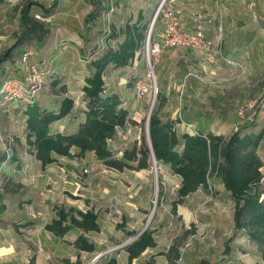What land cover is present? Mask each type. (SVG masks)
<instances>
[{
	"label": "rangeland",
	"instance_id": "1",
	"mask_svg": "<svg viewBox=\"0 0 264 264\" xmlns=\"http://www.w3.org/2000/svg\"><path fill=\"white\" fill-rule=\"evenodd\" d=\"M159 1L161 0H19L13 11L1 10L0 12V57L15 43H18L12 48L7 60L0 63V82L5 78L20 77L21 73L16 60L24 47H30L32 49L30 60L36 67L50 66L45 59L55 57L44 78L43 91L39 93L40 96L44 95L42 101L53 104V100L60 95L61 85L68 86L72 90L71 95L76 98L77 102L85 101L84 94L80 91L85 84V77L91 73L89 61L98 56L106 47L114 46L122 38V35L117 34L118 30L127 19L135 20L139 9L144 10L141 16L143 21L148 22L147 34ZM260 8L259 13H262V7ZM13 19H15L14 22ZM251 19L253 20L252 17ZM161 20L160 14L154 23L153 32L161 31ZM23 21L26 24L29 23L28 21H40L48 29V33L41 40L38 39L36 33V38L27 41L24 39L27 26ZM258 22L261 23L264 31V20H258ZM3 33L6 35L2 36ZM70 37H74V40H70ZM154 37H156L155 34ZM47 40L53 41L57 46L62 40L68 42V49L57 56L51 50L41 51L43 42ZM232 46L234 45L222 44L224 53L227 54ZM258 48L257 53L260 55V60L257 61L262 63V77H256L252 68L246 80L242 79L233 84L231 81H229L230 84L219 82L214 83L217 84L214 86L193 80L194 84L191 86L193 88L189 91L191 98H203L205 103L208 102L203 104L207 107L213 104L214 108L209 110L212 113L219 108L217 106L219 99L216 95L222 91L227 97H223V102L229 105L230 111L234 109L236 115L241 105L261 93L263 95L264 44H260ZM162 54L163 52L157 61L151 57L150 66H147L145 41L134 68L131 65L110 67V72H108V81L121 89L122 93L130 96V103L125 106L130 109V115L133 111L139 113L137 120L133 123L140 127L141 134L147 142V116L151 104L152 110L156 112L164 104L166 98L160 97V86L157 79V66ZM197 57L199 58H196L195 63L203 62L202 57L199 55ZM240 60L246 64L248 62V59ZM223 76L227 77L226 74ZM137 80H142L146 86V92L138 103L135 102L133 95ZM51 81H56V86L51 85ZM255 82L258 86L252 91V83ZM247 83H251L250 87ZM154 84L157 88L156 93L153 88ZM157 93H159L158 99ZM178 95L180 96L178 91L170 94L173 106L178 105ZM181 98L183 99V95ZM14 104L16 103L3 105L0 108V152L9 155L15 148L14 145L17 147L28 145L25 139V121H23L22 113L16 111L13 115L9 112ZM44 104L41 103V105ZM21 105L25 104L22 102ZM132 105L134 109L131 108ZM175 115L176 120L181 122L182 115L179 112ZM236 117L238 118V115ZM75 122L71 120L68 128H72ZM10 137L14 140L9 141ZM126 145L130 148L133 144L128 141ZM24 157L28 159V163L33 162L32 157L27 155ZM55 165L63 167L65 180L59 177L57 187L47 196L48 191L45 192L44 206L48 204V212H53L59 206L76 207L80 203L82 208L88 206L96 211L101 232L103 231V233L87 232L90 238L99 237L102 242L99 245V251L86 254L80 264H101L108 256L115 255L119 259V264H126L125 250L119 246L126 241H131L145 226L152 229L155 246L147 248L133 264H143L152 257L153 264H232L231 256L243 263L251 264L255 259L254 243L247 240L242 231L234 232V203L230 201L231 197L226 195L216 197L218 191L212 178H210V184L213 187L212 201H206L209 190L206 194L204 193L206 190L203 189L198 194L185 197L173 211L172 202L177 199L179 178L166 165L157 164L153 159L150 161L147 176L134 175L128 169L124 170V173L108 170L95 159L92 153H87L83 159L73 153L71 156L61 157L59 163L56 162ZM56 168V173L49 171L44 174V184L40 183L32 194L45 189L48 176H58L59 167ZM84 168L88 169L86 173L82 172ZM214 180L218 182L220 179L214 177ZM37 205L40 206L41 215H37L39 210L37 207L32 206V212H35L36 216H43L42 204L39 202ZM127 230H133L134 233L128 235ZM100 253L102 255L93 261L94 257Z\"/></svg>",
	"mask_w": 264,
	"mask_h": 264
},
{
	"label": "trees",
	"instance_id": "2",
	"mask_svg": "<svg viewBox=\"0 0 264 264\" xmlns=\"http://www.w3.org/2000/svg\"><path fill=\"white\" fill-rule=\"evenodd\" d=\"M28 22L26 24L23 21L27 26V31L24 33L25 40L36 38V33L41 40L48 33V29L40 21ZM147 29L148 22L143 21L139 14L133 21L127 19L117 33L123 36L118 47H106L89 61L91 73L85 78V84L82 86L86 103L84 119L75 131L61 133L50 130L52 122L63 118L72 110L74 100L69 96L60 100L56 110L34 102L36 97L31 103H24L26 141L42 168L56 161L55 154L71 156L73 148L77 149L75 155L78 157H83L86 152H93L104 168L113 171L146 169L149 168L151 159L157 164L166 165L173 174L180 177L176 191L177 199L172 202L173 211L187 195L195 192L199 187L208 190V180L217 177L234 203V232L242 231L256 246L261 262L254 264H264V182L260 171L264 161L257 153L259 141L264 135V127L256 133L243 132V128L240 127L229 136L217 135L210 131L205 134L198 131L193 134L184 132L178 136L175 130L178 121L173 119L163 121L152 110L147 134L150 142H147L141 134L140 145L133 144L132 147L125 148L121 157L113 155L106 143L108 137L114 136L116 126L124 125L126 121L133 123V120L128 110L122 106L119 94L105 92L104 71L110 64L115 67L131 65L135 53L140 52L146 41ZM117 34L113 33V35ZM16 45L18 43L12 48ZM12 48L0 57V63L7 60ZM51 82V85L56 86V81ZM44 85L37 95L43 91ZM66 90L67 87L61 85L59 93H65ZM158 97L159 93L157 99ZM2 107L3 105L0 106ZM253 122H248L251 123L248 126L253 125ZM10 161H12L11 154L0 153V167ZM7 182V176L0 170L2 189L0 215L5 211L3 194ZM55 212L56 217L45 225V229L56 236H63L72 228L82 232L100 230L98 214L93 209L83 211L72 206L68 208L59 206L55 208ZM152 232V229L147 227L122 246L127 252V264H131L132 260L139 257L147 248L155 246ZM133 233V230L126 231L128 235ZM72 244L78 250L87 252L95 250V243L83 233H79ZM230 260L232 264H239L234 261L233 256ZM153 263L152 257L143 264ZM76 264H80V261L77 260ZM102 264H117L116 257L108 256Z\"/></svg>",
	"mask_w": 264,
	"mask_h": 264
},
{
	"label": "crops",
	"instance_id": "3",
	"mask_svg": "<svg viewBox=\"0 0 264 264\" xmlns=\"http://www.w3.org/2000/svg\"><path fill=\"white\" fill-rule=\"evenodd\" d=\"M18 1L19 0H0V12L1 10L13 11L14 8L17 7L15 4ZM175 4L181 9L182 17L188 21L187 28L189 31H195L197 27L201 26L204 28L205 38L215 39L216 37L220 36L222 44L234 45L228 49L229 52H227V54L224 53L222 47V55L233 62H240L244 67V71L242 72V70L238 69L234 63H226L225 60L221 58L215 62H207L203 60V62L199 61L198 63H195L196 58L199 57H197L196 53L187 47L177 46L167 48L163 51L157 66V79L160 86V97L164 96L166 98L164 104H162V106L156 110V115L163 121L172 119L176 120L175 114L176 112H179L183 118H181V122H177L175 124V130L178 136L184 132L193 134V130L203 134L210 131L217 135L229 136L233 132V125L236 122L237 117L234 112L235 110L233 109L230 111L229 105H226L223 102V97L227 98L224 96L223 92L219 91L216 95L219 99L217 100V106H219V108L216 110V112L212 111V113H210L209 110L214 108L212 107L213 104H211V107L203 105L207 104L208 102L205 103L203 98L192 99L189 91L193 88L191 87L194 84L193 80H197L201 83H210V85L212 84L214 86H216L219 82L222 84H230L229 81H231L233 84L234 82L242 79L246 80L247 76L250 75V69L252 68L255 71L256 77H262V63L257 61L260 58L257 50L259 49L258 46L260 44H264V31L262 30V25H260L261 23L258 22V20H264V15H261L264 13V0H175ZM260 7H262V13H259L261 10ZM137 12L141 16L144 10L139 9ZM253 12L258 14L261 18H254L252 15ZM196 13L201 14L202 18L195 20L194 16ZM250 17H252L253 20H250ZM14 20L15 19H13V22ZM3 35H6V33H3L2 36ZM122 38L111 47L117 48ZM69 39L74 40V37H70ZM53 43V41L49 42V40H47L42 44L40 41V44H42L41 51L44 49L47 51L51 50V52H55V56H57L68 49V47L66 49H62L60 44L66 43L67 46H69L68 42H63V40L62 42H59L58 46L55 43L53 45ZM139 53L140 52L135 53L134 61L131 64L132 68H134L138 62ZM54 58L55 57L45 59V61H48V64L50 65L49 68L51 67ZM240 59H248L247 64ZM110 67L117 68L111 64L106 67L103 75L105 92L118 93L122 100V106L126 108L129 113L130 109H128L125 105L130 103L131 98L129 95L122 93L121 89H118L117 86L111 84L110 81H108V72H110ZM188 72H194L198 75V77L186 76ZM223 74H226L227 77L223 76ZM215 76H217V78ZM252 84V91H254L258 85H256V82ZM250 85L251 83H247V86L250 87ZM196 89H200V87H196ZM176 91L180 93V96L178 95V105L175 104L173 106L171 103L172 98H170V94ZM71 92L72 90H70V88L67 86L66 92L59 93L60 95H57V99L53 100V104L52 102L47 104L42 101L44 95L40 96V94L34 101L39 105H41V103H45L46 105L44 104L42 106L48 109L56 110L59 106L60 100L63 97L69 96L74 100L72 110L63 118L50 124V130L52 132H73L77 129L78 124L84 119L86 103L84 100L81 101V103L80 101L77 102L76 98L71 95ZM80 93L84 94L82 87ZM182 95L183 99L181 98ZM195 97H197V95H195ZM131 108L134 109L133 105ZM77 109L78 113H76ZM24 110L25 105H21L19 102L17 104L16 102V104L12 105L9 112L13 114V112L19 111L22 113L23 121H25L26 116L24 114ZM132 113V115L129 113V116L133 121L137 120L139 113L135 111ZM71 120H75L76 122L72 128H68L69 124H71L69 123ZM253 123L254 124L251 126H248L251 123L243 124L241 126V128H243L242 131L256 133L262 127H264V110H260L257 113ZM188 124H192L193 130L187 126ZM13 147L15 148L12 149L11 153L12 161L3 167H0V170L8 178V182L3 194V204L5 205V211L0 215V264H76L77 260H79L81 263L84 260L86 254L93 252L97 253V251L100 249L99 245L102 242L99 237L90 238L87 232H82L77 228H72L63 236H56L49 230L45 229V225L56 217L55 210L50 213L48 212L49 206L47 203L45 206L43 203L41 207V209L44 211L43 216H36L34 215L35 212H32V206L37 207V210L40 209V206L37 204L41 200L40 194L44 192V188L40 189L35 194L32 193L36 191V188H38L40 183L44 184V174L49 171H54L55 173L57 172L56 167H59L58 176H51L57 180L59 177H64L65 174L63 167H60V165L56 166L55 163H59L61 157L64 158L66 156L55 154L54 156L56 161L48 164L45 166V168H42L40 162L34 157L32 149L29 145H23L22 147H17L14 145ZM76 151L77 149L73 148L71 153L73 154ZM87 153H92L94 155L93 152H86V154ZM257 153L261 160L264 161V135L259 141ZM24 155L32 157L33 162L28 163L29 161L28 159H25L26 157H24ZM85 155L83 157H85ZM83 157L79 158L83 159ZM94 157L98 161L95 155ZM128 171L134 173V175H148V168ZM114 172L124 173L125 171ZM175 176L179 178L180 182V177L178 175ZM212 179L213 184L218 191V193H216V197H218V195L230 196L229 192L224 188L221 180L217 182L214 180V178ZM57 185H54L50 191L56 188ZM202 190L203 188L199 187L195 192H192L189 195L198 194L199 192H202ZM50 191L47 192L46 196ZM204 193L207 194V190L206 192L204 191ZM230 201H232V199H230ZM76 207L83 211L86 209H91L88 206L82 208L80 203L77 204ZM88 232L97 233V231ZM79 233H83L89 240L95 243L94 251L87 252L78 250L76 247H74L72 242ZM98 233H103V231L101 232V227ZM247 240L249 239L247 238ZM253 246L255 250V252H253L255 259L251 264L261 262L260 256L256 250V246L254 244ZM115 257L117 264H119L118 257L116 255ZM124 257L126 258L127 264L126 251ZM138 258L139 257L133 259L131 264H133ZM233 259L239 264H246L242 261H239L235 257H233Z\"/></svg>",
	"mask_w": 264,
	"mask_h": 264
},
{
	"label": "built area",
	"instance_id": "4",
	"mask_svg": "<svg viewBox=\"0 0 264 264\" xmlns=\"http://www.w3.org/2000/svg\"><path fill=\"white\" fill-rule=\"evenodd\" d=\"M161 14L162 29L160 32H153L154 23ZM254 18H261L255 12L252 13ZM195 20L202 18L201 14L196 13ZM188 21L182 17V11L174 4V0H161L156 6L154 18L146 37V56L147 66H150V58L158 60L160 54L167 48L183 46L192 50L194 53L202 57L207 62H215L218 59L225 60L226 63H231L242 72L244 67L240 62H233L222 55V41L218 36L215 39H207L204 36V28L199 26L195 31L188 30ZM155 36L157 37H154ZM264 41V37H263ZM68 46L66 43H62V49H66ZM32 49L25 47L20 58L16 61L17 67L20 69L19 78H5L0 84V106L5 103H31L37 96L45 84L44 78L48 74V67L44 65L42 67L35 66L31 60ZM186 76L198 77L194 72H188ZM154 92H157L156 85L154 84ZM146 92V86L142 80H137L134 85V100L140 101ZM260 109H264V94H259L256 98L251 99L244 105L238 108L236 115L238 118L233 125V132L237 131L243 124L254 121L257 113ZM148 117V116H147ZM192 128V124L187 125ZM195 132V130H193ZM148 134V131H147ZM13 140L12 137L9 141ZM131 141L132 144L137 146L141 143V129L136 123L126 121L124 125L115 127L114 136L108 137L106 143L111 149L113 155L121 157L123 151L127 148V142ZM121 143V144H119ZM160 168V165L158 166ZM88 171L87 168L82 170L83 173ZM262 179L264 180V163L260 168ZM65 180L64 177H61ZM58 184V180L52 176L47 177L46 187L44 192L41 193L40 204L43 205L45 199V192L50 191L54 185ZM209 194L206 201L213 200V187L209 184ZM2 189L0 188V193ZM37 215H41L40 209L37 211Z\"/></svg>",
	"mask_w": 264,
	"mask_h": 264
},
{
	"label": "water",
	"instance_id": "5",
	"mask_svg": "<svg viewBox=\"0 0 264 264\" xmlns=\"http://www.w3.org/2000/svg\"><path fill=\"white\" fill-rule=\"evenodd\" d=\"M151 110H152V104H151V107H150V109H149V113H148V117H147V131H148V120H149V117H150V114H151ZM148 141L150 142V140H149V135H148ZM155 161V160H154ZM146 229V226L140 231V232H142V231H144ZM139 232V233H140ZM129 241H126V242H124L123 244H121V246H119V247H122V246H124V245H126L127 243H128ZM102 254L100 253V254H97L95 257H94V259H93V261L94 260H96L98 257H100Z\"/></svg>",
	"mask_w": 264,
	"mask_h": 264
}]
</instances>
